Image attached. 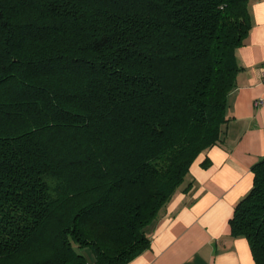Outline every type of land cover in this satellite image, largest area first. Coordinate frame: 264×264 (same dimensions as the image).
I'll return each instance as SVG.
<instances>
[{
  "label": "trees",
  "instance_id": "obj_1",
  "mask_svg": "<svg viewBox=\"0 0 264 264\" xmlns=\"http://www.w3.org/2000/svg\"><path fill=\"white\" fill-rule=\"evenodd\" d=\"M251 28L250 0H0V264L148 251L223 141ZM252 171L230 226L264 264V158Z\"/></svg>",
  "mask_w": 264,
  "mask_h": 264
},
{
  "label": "crops",
  "instance_id": "obj_2",
  "mask_svg": "<svg viewBox=\"0 0 264 264\" xmlns=\"http://www.w3.org/2000/svg\"><path fill=\"white\" fill-rule=\"evenodd\" d=\"M252 28L237 52L239 72L228 98L223 141L203 152L184 183L147 228L148 251L129 264H256L249 242L234 238L230 219L253 187L264 158V0H250ZM209 161V166L203 164Z\"/></svg>",
  "mask_w": 264,
  "mask_h": 264
},
{
  "label": "built area",
  "instance_id": "obj_3",
  "mask_svg": "<svg viewBox=\"0 0 264 264\" xmlns=\"http://www.w3.org/2000/svg\"><path fill=\"white\" fill-rule=\"evenodd\" d=\"M261 70V79H262V82L264 83V63L262 65V67L260 68ZM264 101L262 99L258 100L255 102V106L259 107L261 105H263Z\"/></svg>",
  "mask_w": 264,
  "mask_h": 264
},
{
  "label": "rangeland",
  "instance_id": "obj_4",
  "mask_svg": "<svg viewBox=\"0 0 264 264\" xmlns=\"http://www.w3.org/2000/svg\"><path fill=\"white\" fill-rule=\"evenodd\" d=\"M85 255L90 263L93 262V254L90 250H85Z\"/></svg>",
  "mask_w": 264,
  "mask_h": 264
}]
</instances>
